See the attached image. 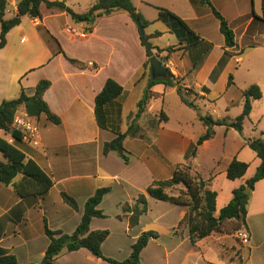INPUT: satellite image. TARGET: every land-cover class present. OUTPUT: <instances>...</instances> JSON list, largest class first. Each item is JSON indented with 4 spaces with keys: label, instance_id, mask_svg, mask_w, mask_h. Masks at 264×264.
I'll return each mask as SVG.
<instances>
[{
    "label": "crops",
    "instance_id": "crops-1",
    "mask_svg": "<svg viewBox=\"0 0 264 264\" xmlns=\"http://www.w3.org/2000/svg\"><path fill=\"white\" fill-rule=\"evenodd\" d=\"M17 1L7 0L4 18L6 13H11L12 17L16 14ZM186 1L188 9L184 11L188 14L184 16L162 2L138 0V5L135 0H132L136 11L149 22L144 29L146 36H150L148 40L152 43V46L165 49L168 46L175 47L179 45L175 35L169 31L167 24L158 20L156 7L168 9L179 16L201 39L211 44L212 47L201 67L190 75H185L186 71L181 72L179 70L172 54L167 57V52L160 51V55L165 60V66L175 77L181 79L180 84L183 87L193 88L192 97L194 96V99L196 96L207 98L212 84L216 82V77L215 80L212 79V72L221 60L223 66L219 73L225 69L226 72L229 71L228 80V76L232 75V71L236 70V66L242 63L246 47L252 49L264 48V5L261 4L262 15L254 11L257 18H254L251 12L235 15L233 22L236 26L234 25L233 28L228 23L226 16L222 15L224 13H220L226 19L235 36V46L228 48L224 45V39L223 45L219 46H214L209 39V31L212 27L215 28V32L216 28L219 31V22L212 15L209 7L201 4L199 0ZM209 1L213 6L214 3L211 0ZM92 3L93 0L90 6ZM141 6H154L157 14L154 17H149L145 11H142ZM44 10L49 11L44 14ZM40 14L41 18L35 19L22 16L20 24L6 34L5 46L0 49V83L9 88L15 82L19 87V91L23 89L27 96H31L38 81L44 79L50 82V86L44 92L42 98L51 113L60 119V123L58 125L53 124L44 115H40L36 120L38 124L40 120L42 121L46 131L39 132V145L33 147L22 143L24 146L19 149L46 173L52 180L53 185L42 196L23 198L16 194L11 185L0 184V251L13 255L18 264H40L49 242L44 232V226L51 231L71 234L80 222L87 199L98 188L108 187L109 191L104 195L97 208L103 214L101 207L104 201L116 197L114 203L117 212H114V217L118 226L113 227L120 231L116 233L110 226L103 224L106 219L105 214H103V217L92 218L89 225L90 231L108 230V236L101 244V252L105 257L116 261L125 260L129 256L131 245L137 237L143 232L152 230L158 233V237L156 239L151 238L140 254L143 255L152 245L153 249L148 251V254L157 258L158 264H199V251L195 247L196 245L193 246L189 241L188 226L178 227V223L182 221L187 212V207L176 205L182 207L176 219H166L165 212H153L149 206L151 196L145 192L149 185H145L144 188L139 190L140 193L145 195L147 211L140 216L136 226L129 228L127 217H125L127 213L123 214V207L130 202L132 204L136 196L127 202L121 200L123 196L120 193L129 192V177L123 175L125 171L123 168L129 165L130 158L126 151L127 163L116 152H109L106 155L102 153L103 144L110 141L114 134L100 129L96 124L94 117V98L96 94L101 91L107 78H112L120 84L123 91L116 101L121 106V119L123 121L124 117L126 118L128 114L136 111V106L135 109L128 108L127 94H129V91L124 87V84L130 83L134 87L136 83H141L144 90L147 83V74L144 75V63L147 60L146 50L140 43L138 30L129 14L123 11H115L110 15H101L90 29L85 22H75L66 13L48 9L44 4L40 5ZM26 17L29 18L30 28L23 32L21 26ZM61 17L66 18L65 28L54 27V23L57 22L56 19ZM70 22L78 24L79 30L73 28ZM115 22L118 24H114ZM251 27L252 30L249 31ZM69 29H73L77 33L86 32V37L80 38L69 32ZM237 29L240 31L241 40L244 35H248V38L253 39L255 44L246 47L239 45L236 38ZM46 31L58 41L59 46L68 58L78 60L83 63L84 67L80 68L76 64L70 63L62 53L55 54L56 49L50 47L46 42ZM156 31L160 32L161 36H152ZM165 36L171 42L160 45L158 40ZM237 47L240 49V54L234 59L232 57H235V55L230 56L229 53ZM134 53L137 56L138 64L132 68L131 60ZM16 54H19L18 57L20 59L24 58L26 62L21 70H17V68L13 70L12 68V59L16 57ZM181 64L184 65L183 62ZM226 72L222 74L224 79H226ZM29 77L30 83L27 84ZM227 80L226 88L234 83L232 80V84L227 86ZM252 84L259 86L262 97L258 100H252L251 111L254 103L261 106L264 101V76L253 78L241 90V95ZM202 87H206L208 92H203ZM173 89L161 83L152 86L150 101L155 93L172 91ZM4 93L3 100L11 99L12 94ZM122 123L120 124V131L125 132L127 126L123 127ZM229 129L224 127L223 135L228 133ZM261 135L264 139V131L261 132ZM4 136L7 142L14 143V141H11L13 138L10 135ZM127 139H124L123 146H126L125 141ZM211 139L204 141L199 148L207 146ZM130 140L142 142L141 139L132 138ZM245 147L244 143L241 144V147L231 158V160L236 158L248 164V168L241 178L235 180L226 178L225 170L231 160L221 172L219 170L213 175L210 189L217 194L215 214H218L219 210L230 201L232 190L245 184V181L253 176L260 164V160L256 156L251 157L249 162L241 157ZM198 152H196L193 159L197 158ZM0 158H2L1 153ZM112 164L120 166L121 170H114ZM218 173L227 183V191L214 188L213 183ZM114 191L116 192L114 193ZM63 193L76 201V209L71 208L64 202ZM261 214H264V178L257 181L254 184V189L249 191V199L246 205V231H248V219ZM158 224H161L163 230L158 228L160 226ZM131 230L133 231L131 242L126 243L124 236H127L128 232L131 233ZM181 247L184 250H180ZM120 249H124L125 254L123 257L125 258H114L116 257V251L119 252ZM54 263L112 264L97 258L84 248L75 251L64 249L55 257Z\"/></svg>",
    "mask_w": 264,
    "mask_h": 264
},
{
    "label": "trees",
    "instance_id": "trees-1",
    "mask_svg": "<svg viewBox=\"0 0 264 264\" xmlns=\"http://www.w3.org/2000/svg\"><path fill=\"white\" fill-rule=\"evenodd\" d=\"M199 1L201 4L207 5L212 15L218 20L219 32L223 36L224 45L228 48L234 47V32L229 27L226 19L212 6L209 0ZM41 4H44L48 9H55L66 13L75 22H85L89 26V29L98 17L101 15H110L115 11H123L129 15L136 12L144 28L149 24L136 11L132 0H93L92 5L82 14L75 13L63 0H18L16 3L17 12L9 19L4 18L7 0H0V49L5 46L6 34L20 24L22 16H28L32 19L41 18ZM262 5H264V0H262ZM156 9L158 11V20L167 24L169 31L175 35L179 45L175 47L168 46L165 49H158L153 46L152 49L156 51L155 56H158V52L165 51L167 52V57L170 54L173 55L179 70L181 72L186 71L185 75L195 73L208 55L212 47L211 44L201 39L183 19L173 12L161 7H156ZM250 12L254 18H257L252 4ZM45 35L46 42H48L49 46L56 49L55 54L62 53L70 63L76 64L80 68L84 67L83 63L78 60L68 58L59 46L58 41L48 31H46ZM152 36L158 37L161 36V33L156 31ZM146 37L150 38V36ZM139 38L141 45L146 50L147 60L144 66H147L149 64L150 53L146 49L140 36ZM182 62L184 65L181 64ZM222 66L223 61L221 60L212 72V79H215V76ZM168 71V77L152 79L148 67L146 86L140 99L136 102V111L133 113L131 123L127 126L125 132L120 131L121 106L116 101L122 94L123 87L112 78L106 79L101 91L94 98V117L97 126L102 130H107L114 134V137L110 141L103 144L102 153L104 155L109 152H116L126 163L128 162L123 142L127 136L135 137L137 134L140 128L137 125V121L143 116L145 107L152 98V92L150 91L152 86L161 83L174 88L184 104L195 108L194 103L188 101L183 96L184 89L180 84L181 79L175 77L169 69ZM232 80V75H229L227 86L232 84ZM49 86L50 82L48 80H40L35 86L33 95L27 96L24 90L20 89L16 98L3 100L0 103V130L3 131L4 135H10L14 139V143H9L5 139L0 138V153L2 157L0 158V184L6 186L11 185L16 194L23 198L46 194L52 187L53 182L32 159L28 158L16 146V143H21L22 141L21 134L12 128L13 116L17 109L23 107L29 116L38 118L40 115H44L51 123L58 125L60 119L51 113L48 105L42 98ZM201 90L208 92L206 87H202ZM242 95L243 104L241 113L233 120H213L211 116H199L203 124L210 128L215 125H222L226 128H233L239 134H242L243 121L249 118L251 112V102L252 100L260 99L262 93L258 85L252 84L242 92ZM160 116L163 117L162 121L168 119L163 111L160 112ZM213 134V129H207L206 132L200 135L194 143L189 145L185 154V156L188 154L186 158L194 157L197 147L204 141L212 138ZM244 144L254 152L255 156L260 160V164L256 168L253 176L245 181V184L232 190L230 201L219 210L217 216L214 215L217 194L210 189L211 180L204 181L199 176L193 177L189 175L185 170L179 168L180 164L175 166L172 176L169 179L153 182L146 188V194L155 199L187 207V212L179 223L186 222L185 225L188 226L189 241L191 244H195L197 241L216 232L218 227L225 221H237L245 226L246 205L249 199V193H246L245 189L248 188L249 191H252L254 184L264 178V139L262 137L244 138ZM247 168L248 164L246 162L233 158L226 167L225 176L228 180L239 179L245 174ZM178 184L184 187L182 193L183 198L181 194L171 195L166 192V188ZM108 191V187L98 188L87 199L80 222L71 234L51 231L44 226V232L49 242L40 264H55L54 259L62 250L75 251L81 248L87 249L92 255L112 264H140L141 251L151 238L156 239L158 237L157 232L150 230L141 233L131 245L129 256L123 261H116L105 257L101 252V244L107 238L108 230H89L92 218L103 217L102 212L97 207ZM62 198L68 206L73 209L77 208L76 201L72 197L63 193ZM146 211L147 201L143 193H140L132 204L125 205L123 212L127 213L125 217H127L129 228L136 226L140 216L145 214ZM0 264H18V262L13 255L0 251Z\"/></svg>",
    "mask_w": 264,
    "mask_h": 264
},
{
    "label": "rangeland",
    "instance_id": "rangeland-1",
    "mask_svg": "<svg viewBox=\"0 0 264 264\" xmlns=\"http://www.w3.org/2000/svg\"><path fill=\"white\" fill-rule=\"evenodd\" d=\"M63 1H65V3L76 13H84L87 11L86 9L89 8L92 2V0ZM154 1L167 4V6L172 7L177 13L180 12V14L184 16H187L188 14L184 11L185 9H188L186 0ZM211 1L214 3L213 6L220 13H224L221 14L224 17L226 16L231 28L235 25L233 17L238 14L243 15L249 13L251 10V4L253 10L262 15V0ZM135 3L139 5L138 0H135ZM140 8L142 11H145L149 17H154L157 14L154 6H141ZM48 11L49 10H44V14ZM11 17V13H6L5 19ZM56 20L57 22L54 23V27L58 26L61 29L65 28L66 18L61 17ZM114 24L118 23L115 22ZM70 25L79 30L78 24L70 22ZM29 28V18L26 17L22 22L21 30L25 32L26 29ZM217 29L218 28H216L215 32V28L212 27L209 31V39L214 46L223 45V36ZM250 30H252V27L249 31ZM236 32L238 44H241L242 47L255 44L253 39L248 38V35H244L241 40L242 37L240 38V31L237 29ZM169 42H171V40L166 36L158 40L160 45H166ZM153 51L154 50H152V52ZM155 54L156 51L153 55L155 56ZM229 54L230 56L235 55V57H232L235 59L237 55L240 54V49L238 47L235 49L233 48ZM243 54L245 55L242 63H239V66H236V70L232 71L234 82L232 86L226 88V80L229 71L226 72L225 69L223 71L226 72V79H224V76L222 75L224 73L223 71V73L218 72L215 76L216 82L212 84V88L209 91L207 98L196 96L194 99V96L192 97L193 88L183 87V96L188 101H193L195 108L184 104L174 89L172 91L167 90L166 92L161 91L155 93L153 99L146 105L143 116L137 121V125L140 127L137 134L135 137H126L128 139L125 141L126 146L124 147L130 158V163L127 167L123 168L125 170L123 175L129 177L130 184L129 192H125L124 194L120 193L123 196L121 200L129 202L131 198L135 196L137 198L138 194H140L139 190L144 188L145 185L169 179L177 164H180V169L185 170L193 177L199 176L204 181H207L208 179L212 180L213 175L219 170L221 172L236 154L239 147H241V144L244 143V138L262 137L261 132L264 131V101L261 106L258 105V103H254L249 118L243 121L242 134H239L235 129L230 128L229 132L223 135L225 126L215 125L212 128L206 127L199 117L211 116L213 120L225 119L231 121L241 113L243 104L241 90L251 82L253 78H262L264 76V48L257 47L256 49H252L246 47ZM157 55L159 60H163L160 52H158ZM18 56L19 54H16V57L12 59L13 70H16L15 68L21 70L26 65L25 59H20ZM137 62V56L134 53L131 60L132 68L136 67L138 64ZM148 67L149 64L144 66V75L148 73ZM28 83H30V77L28 78L27 84ZM124 87L129 91V94H127V99L129 101L128 108L132 107V109H135L136 102L140 99L143 92L142 84L136 83L133 87L130 83H125ZM18 91L19 87L15 82L13 83V86L9 88H6L0 83V103L4 98V92L12 94V99L17 97ZM19 109L21 110L24 108L20 107ZM161 111L168 116V120L162 121L163 117L160 116ZM132 116L133 113H130L126 118L124 117L123 121L121 119L123 127H125V125L128 126L131 123ZM207 129H213L214 132L210 143L203 148L197 147V151L199 152L196 159H193L194 157L186 158L188 154L186 156L185 154L189 145L194 143L200 135L206 132ZM38 130L39 132L46 131L41 120L38 124ZM0 137L6 139L1 130ZM132 138L141 139L142 142L130 140ZM16 146L22 148L24 144L16 143ZM241 157L249 162L251 161V157H255V154L248 147H245L241 153ZM112 168L117 171L121 170L118 165L112 164ZM219 174L220 173L216 175V180L213 183L214 188L227 191L228 185ZM183 191L184 187L181 184L166 188L168 194H181L182 198ZM115 192L116 191H114V193ZM115 198H109L104 201L101 208L103 214L106 215L103 224L105 226H110L116 231V233H119L120 230L113 227L118 226L114 217V212H117L114 203ZM149 206L153 212H165L164 216H166V219L178 218L180 209L182 208L168 201L158 200L153 197H150L149 199ZM124 213L125 212H123V214ZM214 215L217 216V214ZM183 224L185 225L186 222L178 223V227L180 228ZM158 225H160L158 228L163 230L161 224ZM247 225L249 242L246 244L242 243L238 237L239 231L247 230L246 225L244 226L237 221H225L218 227L216 232L211 233L209 236L193 244V246L196 245L195 247H197L199 251V264H264V214L253 218L250 217L247 221ZM131 235H133L132 230L131 233L128 232V235L124 236L126 243L131 242ZM152 249L153 246L151 245L147 249V252L143 255L140 254V264H158V259L148 254V251ZM180 250H184V248L181 247ZM124 254V249H120L119 252L117 250L116 257L114 258H125L123 257Z\"/></svg>",
    "mask_w": 264,
    "mask_h": 264
},
{
    "label": "built area",
    "instance_id": "built-area-1",
    "mask_svg": "<svg viewBox=\"0 0 264 264\" xmlns=\"http://www.w3.org/2000/svg\"><path fill=\"white\" fill-rule=\"evenodd\" d=\"M69 32L80 38L86 37L85 32L77 33L72 29H69ZM12 128L21 134V143H25L33 147H37L39 145L38 122L35 117L29 116L25 109H17L14 113ZM11 141H14V139ZM238 237L244 244L249 242V234L246 230L239 231Z\"/></svg>",
    "mask_w": 264,
    "mask_h": 264
},
{
    "label": "water",
    "instance_id": "water-1",
    "mask_svg": "<svg viewBox=\"0 0 264 264\" xmlns=\"http://www.w3.org/2000/svg\"><path fill=\"white\" fill-rule=\"evenodd\" d=\"M129 17L133 21V23L135 24V26L138 30L139 36L141 37V40L143 41L148 52L150 53L149 69H150L151 78L155 79V78H166V77H168L169 71H168L167 67L164 65L165 60L164 59L159 60L156 56L153 55L152 43L146 37L145 29L142 26L140 20L138 19L137 13L134 12V13L130 14ZM245 192L249 193V189L246 188Z\"/></svg>",
    "mask_w": 264,
    "mask_h": 264
}]
</instances>
